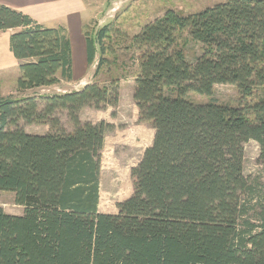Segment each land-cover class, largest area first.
Listing matches in <instances>:
<instances>
[{"label":"trees","instance_id":"obj_1","mask_svg":"<svg viewBox=\"0 0 264 264\" xmlns=\"http://www.w3.org/2000/svg\"><path fill=\"white\" fill-rule=\"evenodd\" d=\"M7 29L16 91L73 79L64 25L0 3V31ZM184 32L200 44L194 61L180 45ZM90 33L86 63L99 51L98 67L112 26ZM131 46L138 120L154 133L115 213L98 210L101 151L114 126L82 121L79 112L114 108L119 80L20 98L0 92V191L23 207L17 215L0 206V264H264V184L242 167L248 140L264 163V0H225L187 15L168 8ZM222 83L235 85L236 106L188 97H211Z\"/></svg>","mask_w":264,"mask_h":264},{"label":"rangeland","instance_id":"obj_2","mask_svg":"<svg viewBox=\"0 0 264 264\" xmlns=\"http://www.w3.org/2000/svg\"><path fill=\"white\" fill-rule=\"evenodd\" d=\"M222 1L225 0H98L94 2L95 18L91 17L87 21V31L94 37L98 28L109 23L113 34L104 43L103 56L106 61L98 67L96 62L99 51H97L95 60L90 66L92 79L89 82L106 83L113 79L119 80V98L114 108L83 107L79 112L82 121L96 122L105 117L106 121L114 126L106 133V142L101 151L98 204L100 212L115 213L116 203L129 196L132 191L130 168L138 161L140 149L150 142L153 133L148 123L138 120L137 106L133 100L134 76L137 69L136 53L131 46L133 35L139 32L145 23L161 16L168 8L187 15ZM185 34L184 32L180 39V45L187 60L194 61L201 52V47ZM83 61L84 58L81 60L79 50L75 48L72 57L73 80L68 82L63 80L50 85L49 88L47 86L42 90L37 89L39 91L36 92L61 93L79 87L83 84L79 83L80 77L89 75V71L82 68ZM4 80L6 85L10 83L5 78ZM188 97L194 102H206L211 98L216 103L236 106L239 95L235 85L222 83L214 85L211 97L192 92L188 93ZM58 115L61 123L69 129L65 115L62 112ZM21 125L28 132L44 133L48 130V126L44 124L21 123ZM136 128L140 129L138 133L134 131ZM138 135L140 136L136 137ZM258 154L259 147L256 141L248 140L243 143V173L257 178L264 184V163L259 160ZM0 206L9 214L19 215L23 211V207L14 202L13 193L9 191H0Z\"/></svg>","mask_w":264,"mask_h":264},{"label":"crops","instance_id":"obj_3","mask_svg":"<svg viewBox=\"0 0 264 264\" xmlns=\"http://www.w3.org/2000/svg\"><path fill=\"white\" fill-rule=\"evenodd\" d=\"M97 1L98 0H0V3L28 14L39 23L48 26L61 24L66 27L71 42L72 57L73 53L75 52V48L79 50L81 60L84 58L82 68H85L86 71H89L88 76L80 77L79 83L83 84H80L79 87L74 88L79 89L92 79V74H90L92 68L86 63V44L84 31L87 30L88 27L86 24L87 21L91 17L95 18V16H93V13L96 12V10H94L93 7L95 5L94 2ZM12 32L13 29L0 31V92L4 96L20 98L32 95V93L34 91L36 92L37 89L42 90L43 88H47V86L35 89H26L23 91L15 90L14 82L16 81V78L18 76V61L9 50V37ZM4 78L6 79V81H10L8 85L5 84ZM83 80L84 82H81ZM102 119L106 120L107 118L104 117ZM134 131L138 133L140 129L136 128ZM152 132L154 133V130ZM153 133L150 142L140 149L141 154L138 158V161L144 149L151 144ZM140 135L136 137H139ZM105 142L106 140H104V144ZM139 147L140 146H138V148ZM138 161H136V164L138 163Z\"/></svg>","mask_w":264,"mask_h":264}]
</instances>
